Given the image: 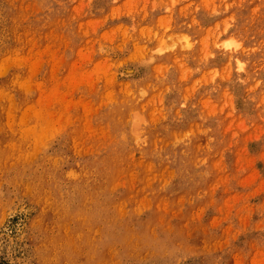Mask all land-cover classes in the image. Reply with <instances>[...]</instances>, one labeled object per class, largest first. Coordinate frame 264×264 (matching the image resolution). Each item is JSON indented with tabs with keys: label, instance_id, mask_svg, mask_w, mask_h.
Instances as JSON below:
<instances>
[{
	"label": "rangeland",
	"instance_id": "obj_1",
	"mask_svg": "<svg viewBox=\"0 0 264 264\" xmlns=\"http://www.w3.org/2000/svg\"><path fill=\"white\" fill-rule=\"evenodd\" d=\"M0 66V264H264V0H0Z\"/></svg>",
	"mask_w": 264,
	"mask_h": 264
},
{
	"label": "bare ground",
	"instance_id": "obj_2",
	"mask_svg": "<svg viewBox=\"0 0 264 264\" xmlns=\"http://www.w3.org/2000/svg\"><path fill=\"white\" fill-rule=\"evenodd\" d=\"M168 20H169V19H168ZM123 32H124V31H123ZM137 34H138V33H137ZM146 34H147V33H146ZM138 36H139V35H138ZM145 36H146V35H145ZM147 36H148V34H147ZM143 37H144V35H143ZM145 39H146V38H145ZM180 40H181V39H180ZM134 42H135V41H133L132 43H134ZM142 42H143V40H142ZM144 42H145V41H144ZM135 43H136V42H135ZM137 43L139 44V42H137ZM128 44H129V43H128ZM173 44H174V43H173ZM146 45H147V44H146ZM175 46H176V45H175ZM184 46H185V45H184ZM138 47H140V46H138ZM141 47H143V45H142ZM170 47H171V46H170ZM172 47H173V45H172ZM167 48H168V47H167ZM176 48H177V47H176ZM178 48H179V47H178ZM182 48H183V46H182ZM134 49L136 50V48H134ZM134 49H133V50H134ZM144 49H145V48H144ZM144 49L142 48L141 50L143 51ZM173 49H174V48H173ZM183 49H184V48H183ZM183 49H182V50H183ZM186 49H187V48H186ZM135 50H134V51H135ZM178 51H179V49H178ZM138 52H140V50H138ZM188 55H189V54H188ZM176 56H177V55H176ZM176 56H175V57H176ZM172 57H173V56H172ZM182 57H183V56H182ZM173 58H174V57H173ZM170 59H171V58H170ZM179 59H180V58H179ZM158 60H159V59H158ZM160 60H161V59H160ZM177 60H178V59H177ZM58 61H59V60H58ZM173 61H174V60H173ZM178 61H179V60H178ZM5 62H6V61H5ZM30 62H31V61H30ZM35 63H36V62H35ZM159 63H161V62H159ZM179 63H180V62H179ZM183 64H184V63H183ZM33 65H34V64H33ZM153 65H154V64H153ZM159 65H160V64H159ZM178 65H179V64L177 63V66H178ZM1 66H2V68H3V65H2V64H1ZM1 66H0V67H1ZM51 66H52V65H51ZM170 66H171V65H170ZM153 67H154V66H153ZM156 67H157V66H156ZM160 67H161V65H160ZM160 67H158V68H160ZM3 70H4V69H3ZM3 70H2V72H3ZM7 70H8V69H7ZM153 70H155V69L153 68ZM237 70H238V69H237ZM94 71H95V70H94ZM150 71H152V70L150 69ZM156 71L158 72V70H156ZM159 71H160V70H159ZM178 71H179V70H178ZM98 72H99V71H97V74H98ZM145 72H146V71H145ZM5 73H6V72H5ZM95 73H96V71H95ZM102 73H103V72H102ZM117 73H118V72H117ZM3 74H4V73H3ZM0 75H2L1 72H0ZM81 75H82V74H81ZM88 75H89V74H88ZM114 75H115V74H114ZM148 75H149V74H148ZM180 75H181V73H180ZM109 76H110V75H109ZM94 77H95V76H94ZM155 77H156V76H155ZM105 78H106V77H105ZM105 78H104V79H105ZM107 78H108V77H107ZM107 78H106V79H107ZM112 78H113V76H112ZM115 78H116V77H115ZM115 78H114V79H115ZM166 78H167V77H165V79H166ZM178 78H179V77H178ZM95 79H97V78H95ZM95 79H94V80H95ZM106 79H105V80H106ZM146 79H148V78L146 77ZM182 79H183V78H182ZM48 80H49V79H48ZM80 80H81V78H80ZM86 80L89 81L88 79H86ZM90 80H91V79H90ZM108 81L110 82V80H108ZM127 81H128V80H127ZM155 81H156V80H155ZM180 81H181V80H180ZM125 82H126V81H125ZM130 82H131V81H130ZM132 82H133V81H132ZM132 82H131V83H132ZM143 82H144V81H143ZM150 82H151V81H150ZM71 83H72V82H71ZM96 83H97V82H96ZM105 83H106V82H104V85H105ZM110 83H111V82H110ZM162 83H163V82H162ZM12 84H13V82H12ZM73 84H74V83H73ZM150 84H151V83H150ZM153 84H154V83H153ZM178 84H179V83H178ZM83 85H84V84H83ZM93 85H94V84L92 83V86H91V87H93ZM104 85H103V87H104ZM128 85H129V84H128ZM45 86H46V85H45ZM98 86H99V85H98ZM100 86H101V85H100ZM142 86H143V85H142ZM165 86H166V85H165ZM51 87H52V86H51ZM95 87H96V86H95ZM113 87H114V86H113ZM140 87H141V86H140ZM111 88H112V87H111ZM111 88H110V89H111ZM128 88H129V87H128ZM128 88H127V89H128ZM166 88H167V87H166ZM166 88H165V89H166ZM48 89H49V88H48ZM129 89H130V88H129ZM141 89H142V87H141ZM143 89H144V88H143ZM170 89H171V88H170ZM20 90H21V87H20ZM40 90H41V89H40ZM51 90H54V88L51 89ZM82 90H83V89H82ZM84 90H85V89H84ZM97 90H98V89H97ZM119 90H120V89H119ZM28 91H29V90H28ZM47 91H48V90H47ZM88 91H89V90H88ZM111 91H112V90H111ZM0 92H1V91H0ZM49 92H50V91H49ZM83 92L86 93V91H83ZM90 92L92 93V91H90ZM90 92H89V93H90ZM118 92H119V91H118ZM142 92H143V91H141V93H142ZM5 93H6V92H5ZM46 93H47V95L49 94L48 92H46ZM81 93H82V92H81ZM100 93H101V92H100ZM104 93H105V92H104ZM107 93H108V92H107ZM128 93H129V92H128ZM141 93H139V95H140ZM144 93H145V91L143 92V95H145ZM52 94L54 95V93H52ZM52 94H50V95H52ZM83 94H84V93H83ZM86 94H87V93H86ZM105 94H106V93H105ZM105 94H104V95H105ZM110 94H111V93H110ZM114 94H115V92H114ZM10 95H11V94H10ZM39 95H40V93H39ZM50 95H49V97H51ZM53 95H52V96H53ZM87 95L89 96V94H87ZM107 95H109V94H107ZM143 95H142V97H143ZM109 96H112V98H113V95H109ZM114 96H115V95H114ZM49 97H47V98L45 97V99H46V100H49V99H48ZM96 97H97V96H96ZM102 97H103V96H102ZM122 97H124V96H122ZM157 97H159V96H157ZM8 98H9V96H8ZM8 98H7V99H8ZM11 98H12V97H11ZM38 98H39V97H38ZM38 98L36 97V99H37L36 101H38ZM41 98H42V97H41ZM41 98H39V100H40ZM52 98H53V97H52ZM52 98H51V99H52ZM105 98H106V97H105ZM105 98H104V99H105ZM107 98H108V97H107ZM107 98H106V100H108ZM136 98H137V97H136ZM139 98H140V96H139ZM9 99H10V98H9ZM45 99H44V100H45ZM53 99H54V98H53ZM82 99H83V98H82ZM84 99H85V98H84ZM101 99H102V98H101ZM109 99H110V98H109ZM130 99H131V98H130ZM130 99H128V100H130ZM147 99H148V97H147ZM149 99H150V98H149ZM160 99H161V98H160ZM1 100H2V99H1ZM80 100H81V99H80ZM93 100H94V99H93ZM128 100H127V101H128ZM155 100H156V99H155ZM49 101H50V100H49ZM68 101H69V100H68ZM78 101H79V100H78ZM90 101H91V100H90ZM109 101H110V100H109ZM109 101H108V102L106 101V102L109 103ZM112 101H113V100H112ZM114 101H115V100H114ZM114 101H113V102H114ZM120 101H121V100H120ZM127 101H126V102H127ZM131 101H133V98H132ZM140 101H141V100H140ZM166 101H167V100H166ZM11 102H12V101H11ZM11 102H8V104L11 103ZM39 102H40V101H39ZM54 102H55V101H54ZM54 102H53V103H54ZM85 102H86V100H85ZM99 102H100V101H99ZM143 102H144V101H143ZM164 102H165V101H164ZM45 103H46V102H45ZM45 103H44V104H45ZM48 103H49V102H48ZM88 103H89V101H88ZM88 103H87V104H88ZM101 103H102V101H101ZM107 103H106V104H107ZM110 103H111V102H110ZM120 103H121V102H120ZM122 103H123V102H122ZM128 103H129V102H128ZM135 103H136V102H135ZM155 103H156V102H155ZM165 103H166V102H165ZM36 104H39V103L37 102ZM42 104H43V103H42ZM55 104H56V103H55ZM83 104H85V103H82L81 106H82ZM87 104H86V105H87ZM106 104H104L105 107H106ZM125 104H126V103H125ZM125 104H124V105H125ZM131 104H132V103L130 102V105H131ZM161 104H162V103H161ZM163 104H164V103H163ZM46 105H47V104H46ZM48 105H49V104H48ZM48 105H47V107H49ZM66 105H67V104H66ZM71 105H72V104H71ZM90 105H91V104H90ZM99 105H100V104H99ZM117 105H118V103H117ZM134 105H135V104L133 103V107H134ZM137 105H138V104H137ZM144 105H145V103H144ZM28 106L30 107L31 105L29 104V105H26V106H25L26 109L29 110V108H27ZM32 106H33V104H32ZM37 106L40 107L39 105H37ZM84 106H85V105H83L82 108H83ZM125 106H126V105H125ZM142 106H143V105H142ZM152 106H153V105H152ZM8 107L11 108V104H10V106H8ZM45 107H46V106H45ZM45 107L43 106V108H45ZM47 107H46V108H47ZM86 107H87V106H86ZM130 107H131V106H130ZM135 107H136V106H135ZM153 107H154V106H153ZM32 108H33V107H32ZM52 108H53V107H52ZM67 108H68V106H67ZM69 108H70V107H69ZM74 108H75V107H74ZM87 108H88V107H87ZM87 108H86V109H87ZM90 108H91V107H90ZM90 108H89V110H90ZM109 108H110V107H109ZM151 108H152V107H151ZM14 109H15V108H14ZM30 109H31V108H30ZM35 109H36V107H35ZM35 109H33L32 112H35ZM48 109H49V108H48ZM53 109H55V106H54ZM65 109H66V108H65ZM65 109H64V111H65ZM86 109H85L84 111H83V110H82V111L85 112ZM94 109H95V108H94ZM96 109L98 110V108H96ZM117 109H118V108H117ZM140 109H141V108H140ZM149 109H150V108H149ZM165 109H166V108H165ZM8 110H9V108H8ZM8 110L6 111V113L8 112ZM23 110L26 111L25 109H23ZM68 110H69V109H68ZM68 110H67V111H68ZM97 110H94V111H97ZM101 110H102V109H101ZM112 110H113V109H111V111H112ZM141 110H142V109H141ZM43 111H44V110H43ZM43 111H42V112H43ZM76 111H77V110H76ZM87 111H88V110H87ZM26 112H27V111H26ZM26 112H25V113H26ZM48 112H49V111H48ZM62 112H63V111H62ZM114 112H115V111H114ZM152 112H153V110H152ZM8 113H9V115H11L10 112H8ZM36 113H37L36 115H37V117H38V112H36ZM50 113H51V112H50ZM86 113L88 114L89 112H85L84 114H86ZM90 113H91V111H90ZM93 113H94V112H93ZM112 113H113V112H112ZM127 113H128V112H127ZM148 113H151V112H148ZM154 113H155V112H154ZM154 113H153V114H154ZM156 113H157V112H156ZM44 114H45V113H44ZM63 114H64V113H63ZM67 114H68V113H67ZM84 114H83V116H84ZM96 114H97V113H96ZM104 114H105V113H104ZM6 115H7V114H6ZM9 115H7V116H9ZM22 115H23V114H22ZM27 115H28V114H27ZM27 115H25V116H27ZM32 115H35V113H33ZM47 115L49 116V114H47ZM51 115H52V114H51ZM51 115H50V116H51ZM77 115H78V114H77ZM90 115H91V114H90ZM148 115H149V114H148ZM167 115H168V114H167ZM45 116H46V115H45ZM45 116H44V117H45ZM57 116H58V114H57ZM62 116H63V115H62ZM73 116H74V115H73ZM144 116H145V115H144ZM165 116H166V115H165ZM171 116H172V115H171ZM9 117H10V116H9ZM37 117H36V118H37ZM41 117H42V116H41ZM66 117H67V116H66ZM66 117H64V118H66ZM76 117H77V116H76ZM80 117H81V116H80ZM138 117H139V116H138ZM145 117H146V116H145ZM147 117H148V116H147ZM151 117H152V115H151ZM6 118H8V117H6ZM10 118H11V117H10ZM56 118L59 119V116L56 117ZM74 118H75V117H74ZM84 118H86V117L84 116ZM149 118H150V117H149ZM155 118H156V117H155ZM158 118H159V117H158ZM44 119H45V118H44ZM48 119H49V117H48ZM68 119H69V118H68ZM68 119H66V124H69V123H67V120H68ZM94 119H96V118H94ZM101 119H102V118H101ZM112 119H113V118H112ZM124 119H125V117H124ZM159 119H160V118H159ZM8 120H9V119H8ZM22 120H23V119H22ZM25 120H27L26 117L24 118L23 121L25 122ZM45 120H47V119H45ZM45 120H43V121H45ZM54 120H55V121H59L60 119H59V120L54 119ZM73 120H74V119H73ZM75 120H76V118H75ZM77 120H81V119L79 118V119H77ZM85 120H86V119H85ZM139 120H140V121H142V120L144 121V118L142 119L141 117H139ZM149 120H150V119H149ZM153 120H154V118H153ZM10 121H11V120H10ZM55 121H54V122H55ZM64 121H65V120H64ZM86 121L89 122V120H86ZM186 121H187V120H186ZM6 122H7V121H6ZM28 122H29V120H28ZM47 122H48V120H47ZM69 122H71V121H69ZM77 122H79V121H77ZM83 122H85V121H83ZM88 122H87V123H88ZM131 122H132V131H133V132L138 131V129H139V127H140V122L136 119V114H135V113H134L133 116H132V121H131ZM161 122H162V121H161ZM8 123H9V121H8ZM20 123H21V122H20ZM25 123H26V122H25ZM39 123H40V122H39ZM55 123H56V122H55ZM72 123H73V122H72ZM87 123L85 122V124H87ZM91 123H92V122H91ZM158 123H159V122H158ZM181 123H182V122H181ZM45 124H46V123H45ZM45 124H43L44 127L46 126ZM48 124H49V123H48ZM53 124H54V123H53ZM56 124H57L58 129H59V126H60V125H58L59 122H57ZM82 124H83V123H82ZM88 124H89V123H88ZM88 124H87V125H88ZM121 124H122V123H121ZM153 124H155V123H153ZM165 124H166V123H165ZM183 124H184V123H183ZM40 125H41V124H40ZM64 125H65V124H64ZM76 125H77V124H76ZM76 125H75V126H76ZM79 125H80V124H79ZM90 125H92V124H90ZM90 125H89V126H90ZM108 125H109V124H108ZM35 126H36V125H34L33 127H35ZM43 126H42V127H43ZM55 126H56V125H55ZM69 126H72V125L70 124ZM111 126H112V125H111ZM168 126H169V125H168ZM181 126H182V125H181ZM38 127H39V126H38ZM40 127H41V126H40ZM42 127L40 128V132H39V134H41V132L43 131ZM46 127H47V126H46ZM46 127H45V128H46ZM49 127H52V128H53L52 124H50ZM49 127H48V128H49ZM63 127H64V126H63ZM66 127H67V126H65V128H66ZM73 127H74V126H73ZM130 127H131V126H130ZM155 127H156V125H155ZM166 127H167V126H166ZM173 127H174V126H173ZM45 128H44V129H45ZM86 128H87V127H86ZM96 128H97V127H96ZM96 128H95V130H96ZM153 128H154V127H153ZM156 128H157V127H156ZM22 129H23V128H22ZM41 129H42V130H41ZM88 129H90V128L88 127ZM88 129H87V130H88ZM97 129H98V128H97ZM161 129H162V127H161ZM24 130H25V129H24ZM31 130H32V132L34 131V134H36L34 128L31 129ZM31 130H30V131H31ZM54 130H55V128H54ZM54 130H53V131H54ZM69 130H70V129H69ZM95 130H94V131H95ZM99 130H101L100 126H99ZM55 131L57 132V130H55ZM73 131H74V130H73ZM80 131H81V130H80ZM80 131H79V132H80ZM88 131H91V130H88ZM88 131H87V133H88ZM101 131H102V130H101ZM103 131H104V130H103ZM140 131H141V130H140ZM21 132H22V131H21ZM46 132H47V131H46ZM56 132H55V133H56ZM74 132H75V131H74ZM105 132H106V131H105ZM29 133H30V132H29ZM42 133H43V132H42ZM48 133H49V132H48ZM62 133H63V132H62ZM72 133H73V132H72ZM81 133H82V131H81ZM101 133H102V132H101ZM101 133H100V134H101ZM116 133H117V132H116ZM191 133H192V132H191ZM27 134H28V133H27ZM39 134L37 133L36 135H39ZM44 134H46V133L44 132ZM50 134H51V132H50ZM60 134H61V133H60ZM70 134H71V133H70ZM70 134H69V135H70ZM89 134H90V133H89ZM91 134H93L92 131H91ZM91 134H90V135H91ZM94 134H95V132H94ZM96 134H97V132H96ZM102 134H103V133H102ZM105 134H106V133H105ZM105 134H104V136H105ZM108 134H109V133H108ZM131 134H132V133H131ZM147 134H148V133H147ZM159 134H160V133H159ZM51 135H52V134H51ZM61 135H62V134H61ZM87 135H88V134H87ZM185 135H186V134H185ZM26 136H27V135H26ZM32 136H33V134H32ZM41 136H42V135H41ZM41 136H38V137H41ZM46 136H47V135H46ZM46 136H45V137H46ZM48 136H49V134H48ZM53 136H54V135H53ZM62 136H63V135H62ZM66 136H67V134H66ZM77 136H78V135H77ZM85 136H86V135H85ZM85 136H84V138H82V140L85 139ZM98 136H99V135H98ZM110 136H111V134H110ZM43 137H44V135H43ZM45 137H44V141H45ZM86 137H87V136H86ZM95 137H96V136H95ZM95 137H94V138H95ZM106 137H107V136H106ZM131 137H132V136H131ZM134 137H135V139L137 138V136H134ZM142 137H143V136H142ZM33 138H34V140H35V137H34V136H33ZM33 138H32V139H33ZM50 138H51V136H50ZM66 138H67V137H66ZM75 138H76V136H75ZM193 138H194V137H193ZM87 139H88V138H87ZM137 139H138V138H137ZM137 139H136V140H137ZM148 139H149V138H148ZM189 139H190V138H189ZM29 140H30V138H29ZM40 140H42V139H41V138H38V141H40ZM48 140H49V137H48ZM52 140H54V139H52ZM52 140H51V141H52ZM136 140H135V141H136ZM35 141H36V140H35ZM73 141H75V140H73ZM73 141H72V142H73ZM78 141H79V140H77L76 143H78ZM137 141H139V140H137ZM143 141H144V140H143ZM181 141H182V140H181ZM185 141H186V140H185ZM33 142H34V141H33ZM48 142H49V141H48ZM64 142H65V141H63V143H64ZM80 142H81V141H80ZM144 142H145V141H144ZM171 142H172V141H171ZM41 143H42V142L40 141V144H41ZM65 143H66V142H65ZM99 143H100V142H99ZM111 143H112V142H111ZM169 143H170V142H169ZM179 143H180V142H179ZM200 143H201V142H200ZM35 144L37 145V143H35ZM47 144H48V143H47ZM140 144H141V143H140ZM165 144H166V143H165ZM167 144H168V143H167ZM11 145H12V144H11ZM36 145H35V147H36ZM42 145H43V143H42ZM63 145H64V144H63ZM75 145H77V144H75ZM97 145H98V144H97ZM101 145H102V144H101ZM142 145H144V144L142 143ZM168 145H170V144H168ZM33 146H34V145H33ZM33 146H32V147H33ZM46 146H47V145H46ZM51 146H52V144H51ZM98 146H99V145H98ZM103 146H104V145H103ZM144 146H146V145H144ZM175 146H176V145H175ZM35 147H33V148L35 149ZM40 147H41V145H40ZM72 147H73V146H72ZM114 147H115V146H114ZM131 147H132V146H131ZM137 147H138V146H137ZM140 147H141V146H140ZM36 148H37V147H36ZM77 148H80V146H79V147H76V149H77ZM81 148H82V147H81ZM84 148H85V147H84ZM105 148H106V147H105ZM133 148H134V147H133ZM153 148H154V147H152V149H153ZM161 148H162V147H161ZM174 148H175V147H174ZM174 148H173V149H174ZM42 149H43V148H42ZM74 149H75V148H74ZM89 149H90V148H89ZM98 149H99V147H98ZM102 149H103V148H102ZM200 149H201V148H200ZM36 150H37V149H36ZM40 150H41V149H40ZM60 150H61V149H60ZM67 150H68V149H67ZM67 150H66V151H67ZM95 150H96V149H95ZM95 150H94V151H95ZM105 150H106V149H105ZM115 150H116V149H115ZM38 151H39V150H38ZM53 151H54V150H53ZM64 151H65V150H64ZM78 151H79V149H78ZM98 151H99V150H98ZM101 151H102V150H101ZM145 151H146V150H145ZM145 151H144V152H145ZM189 151H190V150H189ZM39 152H40V151H39ZM62 152H63V151H62ZM73 152H74V151H73ZM76 152H77V151H76ZM88 152H89V151H88ZM95 152H97V150H96ZM103 152H104V151H103ZM129 152H130V151H129ZM144 152H143V153H144ZM35 153H36V152H34V155H35ZM41 153H42V152H41ZM48 153H49V152H48ZM52 153H53V152H52ZM79 153H80V152H79ZM79 153H78V155H79ZM89 153H90V152H89ZM93 153H94V152H93ZM114 153H115V152H114ZM46 154H47V153H46ZM46 154H45V155H46ZM55 154H56V153H55ZM69 154H70V153H69ZM83 154H84V152H83ZM86 154H87V153H86ZM86 154H85V155H86ZM185 154H186V153H185ZM37 155H38V154H37ZM58 155H59V154H58ZM62 155H63V154H62ZM113 155H114V154H113ZM29 156H30V155H29ZM114 156H115V155H114ZM132 156H133V155H132ZM146 156H147V155H146ZM146 156H145V157H146ZM56 157H57V156H56ZM74 157H75V156H74ZM80 157H81V155H80ZM101 157H102V156H101ZM110 157H111V156H110ZM112 157H113V156H112ZM129 157H130V156H129ZM30 158H31V157H30ZM63 158H64V157H63ZM115 158H116V157H115ZM157 158H158V157H157ZM157 158H156V159H157ZM182 158H183V157H182ZM186 158H187V156H186ZM31 159H32V158H31ZM46 159H47V158H46ZM56 159H57V158H56ZM59 159H61V158H60V155H59ZM76 159H77V158H76ZM80 159H81V158H80ZM94 159H95V158H94ZM108 159H109V158H108ZM110 159H111V158H110ZM143 159H144V158H143ZM3 160H4V159H3ZM53 160H54V159H53ZM186 160H187V159H186ZM59 161H61V160H59ZM94 161H95V160H94ZM140 161H141V160H140ZM140 161H138V162L140 163ZM30 162H31V161H30ZM54 162H55V160H54ZM101 162H102V161H101ZM109 162H110V161H109ZM113 162H114V161H113ZM149 162H150V161H149ZM10 163H11V162H10ZM27 163H28V161H27ZM43 163H44V162H43ZM56 163H57V162H55V164H56ZM107 163H108V162H107ZM128 163H129V162H128ZM139 163H138V164H139ZM154 163H155V162H154ZM30 164H31V163H30ZM100 164H101V163H100ZM109 164H111V163H109ZM121 164H122V163H121ZM19 165H20V164H19ZM26 165H27V164H26ZM40 165H41V164H40ZM42 165H43V164H42ZM48 165H49V164H48ZM113 165H115V163H113ZM113 165H112V166H113ZM186 165H187V164H186ZM9 166H11V165H9ZM12 166H13V165H12ZM16 166H17V165H16ZM24 166H25V165H24ZM78 166H79V165H78ZM13 167H14V166H13ZM25 167H26V166H25ZM40 167H41V166H40ZM70 167H71V166H70ZM96 167H97V166H96ZM180 167H182V166H180ZM194 167H195V165H194ZM4 168H6V167H4ZM32 168H33V167H32ZM42 168H44V167H42ZM94 168H95V167H94ZM109 168H110V167H109ZM113 168H114V167H113ZM189 168H190V167H189ZM145 169H146V168H145ZM17 170H18V169H17ZM19 170H20V169H19ZM57 170H59V169H57ZM71 170H75V169H71ZM104 170H105V169H104ZM167 170H168V169H167ZM21 171H22V170H21ZM53 171H54V170H53ZM59 171H60V170H59ZM96 171H97V170H96ZM99 171H100V170H99ZM105 171H106V170H105ZM138 171H139V170H138ZM187 171H188V170H187ZM7 172H8V171H7ZM42 172H43V170H42ZM54 172H55V171H54ZM61 172H62V171H61ZM81 172H82V171H81ZM81 172H80V173H81ZM97 172H98V171H97ZM102 172H103V171H102ZM109 172H110V171H109ZM109 172H108V173H109ZM111 172H112V171H111ZM130 172H132V171H130ZM169 172H170V171H169ZM169 172H168V173H169ZM106 173H107V172H106ZM132 173H133V172H132ZM137 173H138V172H137ZM159 173H160V172H159ZM180 173H182V172H180ZM5 174H6V172H5ZM35 174H36V173H35ZM35 174H34V175H35ZM37 174H38V173H37ZM57 174H58V173H57ZM75 174H76V173H75ZM87 174H88V173H87ZM138 174H139V173H138ZM26 175H27V174H26ZM78 175H79V174H78ZM88 175H89V174H88ZM103 175H105V174H103ZM109 175H110V174H109ZM127 175H128V174H127ZM130 175H131V173H130ZM135 175H136V174H135ZM168 175L170 176V173H169ZM180 175H181V174H180ZM22 176H23V175H22ZM45 176H46V175H45ZM53 176H54V175H53ZM53 176H52V177H53ZM58 176H59V175H58ZM58 176H57V177H58ZM72 176H73V175H72ZM83 176H84V175H83ZM85 176H86V175H85ZM89 176H90V175H89ZM100 176H101V175H100ZM128 176H129V175H128ZM132 176H133V175H132ZM162 176H163V175H162ZM184 176H185V175H184ZM188 176H189V174H188ZM76 177H77V176H76ZM76 177H75V180H76ZM95 177H96V176H95ZM129 177H130V176H129ZM137 177H138V176H137ZM179 177H180V176H179ZM22 178H23V177H22ZM26 178H29V177H26ZM92 178H93V175H92ZM14 179H15V178H14ZM20 179H21V178H20ZM104 179H105V178H104ZM9 180H10V179H9ZM12 180H13V179H12ZM47 180H48V179H47ZM54 180H55V179H54ZM59 180H60V179H59ZM96 180H97V179H96ZM102 180H103V179H102ZM15 181H16V180H15ZM19 181H20V180H19ZM32 181H33V180H32ZM32 181H31V182H32ZM38 181H39V180H38ZM72 181H73V180H72ZM94 181H95V179H94ZM94 181H93V182H94ZM104 181H105V180H104ZM135 181H136V180H135ZM135 181H134V182H135ZM174 181H175V180H174ZM16 182H17V181H16ZM36 182H37V181H36ZM43 182H44V181H43ZM49 182H50V181H49ZM53 182H54V181H53ZM59 182H60V181H59ZM105 182H107V181H105ZM132 182H133V181H132ZM154 182H155V181H154ZM63 183H64V182H63ZM98 183H99V182H98ZM167 183H168V185L170 184L169 182H167ZM190 183H193V182L191 181ZM12 184H13V183H12ZM26 184H29V183L26 182ZM26 184H25V185H26ZM45 184H46V183H45ZM54 184H55V183H54ZM81 184H82V183H81ZM79 185H80V184H79ZM89 185H90V184H89ZM92 185H93V184H92ZM104 185H105V184H104ZM151 185H152V184H151ZM151 185H150V186H151ZM183 185H184V184H183ZM194 185H195V184H194ZM28 186H29V185H28ZM54 186H55V185H54ZM112 186H113V185H112ZM114 186H115V185H114ZM117 186H118V185L116 184V187H117ZM133 186H134V185H133ZM133 186H132V187H133ZM137 186H138V185H137ZM166 186H167V184H166ZM195 186H196V185H195ZM195 186H194V187H195ZM43 187H44V186H43ZM49 187H50V185H49ZM79 187H80V186H79ZM90 187H92V186L90 185ZM93 187H94V186H93ZM93 187H92V188H93ZM100 187L102 188V186H100ZM104 187H105V186H104ZM122 187H123V186H122ZM134 187H135V186H134ZM148 187H149V186H148ZM167 187H168V186H167ZM189 187H191V186H189ZM25 188H26V187H25ZM50 188H51V187H50ZM45 189H46V188H45ZM116 189H119V188H116ZM130 189H131V188H130ZM52 190H53V189H52ZM96 190H97V189H96ZM136 190H137V188H136ZM173 190H174V189H173ZM182 190H183V189H182ZM187 191H188V189H187ZM191 191H192V189H191ZM174 192H175V191H174ZM176 193H177V192H176ZM51 194H52V193H51ZM54 194H55V193H54ZM130 194H131V193H130ZM171 194H174V193H171ZM55 195H56V194H55ZM106 195H107V194H106ZM176 196H177V195H176ZM128 197H129V195H128ZM134 197H135V195H134ZM51 198H52V197H51ZM55 198H56V197H55ZM57 198H58V196H57ZM130 198H131V197H130ZM45 199H46V197H45ZM143 199H144V198H143ZM60 200H61V199H60ZM85 200H86V199H85ZM90 200H91V199H90ZM137 200H138V199H137ZM180 200H181V199H180ZM189 200H190V199H189ZM191 200H192V199H191ZM134 201H135V200H134ZM144 201H145V200H144ZM123 202H124V201H123ZM137 202H138V201H137ZM147 203H148V200H147ZM125 204H126V203H125ZM163 205H164V204H163ZM172 205H173V204H172ZM126 206H127V205H126ZM126 206H125V207H126ZM154 206H155V205H154ZM118 207H119V206H118ZM155 207H156V206H155ZM123 208H124V207H123ZM156 209H157V208H156ZM156 209H155V210H156ZM179 209H180V208H179ZM184 209H185V208H184ZM162 211H163V210H162ZM120 212H121V210H120ZM126 212H128V211H126ZM163 212H164V211H163ZM173 213H174V212H173ZM191 213H192V212H191ZM121 214H122V213H121ZM123 214H124V213H123ZM182 214H183V212H182ZM187 216H188V215H187ZM79 217H80V216H79ZM163 217H164V216H163ZM169 217H170V215H169ZM76 218H77V217H76ZM187 218H188V217H187ZM184 219H185V218H184ZM159 220H160V219H159ZM165 221H166V220H165ZM160 222H161V221H160ZM187 222H188V221H187ZM80 223H81V222H80ZM185 223H186V222H185ZM62 225H64V224H62ZM167 225H168V224H167ZM181 225H182V224H181ZM120 228H121V227H120ZM124 228H125V227H124ZM125 229H126V228H125ZM171 229H172V228H171ZM64 230H65V229H64ZM76 230H77V229H76ZM80 230L82 231V228H81ZM95 230H96V229H95ZM121 230H122V228H121ZM121 230H120V231H121ZM161 230H162V229H161ZM97 231H98V230H97ZM166 231H167V230H166ZM168 232H169V231H168ZM183 232H184V231H183ZM66 233H67V232H66ZM95 233H98V232H95ZM181 233H182V232H181ZM92 234H93V233H92ZM107 234H108V233H107ZM177 234H178V233H177ZM182 234H183V233H182ZM70 235H71V234H70ZM79 235H80V234H79ZM110 235H111V234H110ZM110 235L108 234V236H110ZM132 235H133V234H132ZM165 235H166V234H165ZM178 235H179V234H178ZM125 236H126V235H125ZM179 237H180V236H179ZM92 238H93V237H92ZM136 238H137V236H136ZM143 238H145V237H143ZM69 239H70V238H69ZM113 239H114V236H113ZM116 239H117V238H116ZM147 239L149 240V238H147ZM142 240H143V239H142ZM148 240H147V241H148ZM130 241H131V240H130ZM123 242H125V241L123 240ZM174 242H176V241H174ZM90 243H91V242H90ZM100 243H101V241H100ZM102 243H103V242H102ZM119 243H121V242H119ZM127 243H128V242H127ZM152 243H153V242H152ZM176 243H177V242H176ZM91 244H92V243H91ZM97 244H99V243H97ZM106 244H109V243L107 242ZM177 244H178V243H177ZM95 245H96V244H95ZM104 245H105V244H104ZM173 246H175V245H173ZM99 247H100V246H99ZM90 248H91V247H90ZM97 249H98V248H97ZM91 250H92V249H91ZM95 250H96V249H95ZM113 250H114V249H113ZM108 252H109V251H108ZM73 253H74V252H73ZM89 253H90V252H89ZM102 253H103V252H102ZM115 254H116V253H115ZM90 255H91V254H90ZM60 256H61V255H60ZM63 256H65V255H63ZM68 256H69V255H68ZM71 256H72V255H71ZM74 256H75V255H74ZM76 256H78V255H76ZM96 256H97V255H96ZM66 258H67V257H66ZM118 258H119V257H118ZM90 259H91V258H90ZM92 259H93V258H92ZM101 259H102V258H101ZM120 259H121V258H120ZM58 263H59V262H58ZM58 263H57V264H58ZM84 263H85V261H84ZM98 263H99V262H98ZM233 263H234V261H233ZM85 264H86V263H85ZM101 264H102V263H101Z\"/></svg>",
	"mask_w": 264,
	"mask_h": 264
}]
</instances>
